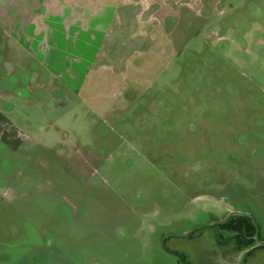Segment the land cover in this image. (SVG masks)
<instances>
[{"label":"rangeland","instance_id":"rangeland-1","mask_svg":"<svg viewBox=\"0 0 264 264\" xmlns=\"http://www.w3.org/2000/svg\"><path fill=\"white\" fill-rule=\"evenodd\" d=\"M145 1L0 0V264H176L221 195L264 240V0Z\"/></svg>","mask_w":264,"mask_h":264},{"label":"flooded vegetation","instance_id":"flooded-vegetation-1","mask_svg":"<svg viewBox=\"0 0 264 264\" xmlns=\"http://www.w3.org/2000/svg\"><path fill=\"white\" fill-rule=\"evenodd\" d=\"M214 185L221 190L226 189L223 183H215ZM226 191H230V189L228 188ZM219 198L222 202L219 211L224 213L221 218H210L180 234L165 233L160 236L158 242L160 250L173 256L176 264H194L196 257L192 253H196L197 258L200 255V260L208 258L214 264L229 263L230 256L240 254L233 264H245L248 257L264 247V244L261 243L264 240L261 238L259 229L251 214L232 210L224 195ZM231 212L234 213L230 214ZM208 225L214 227V229L210 231L207 239L203 238L204 235L200 232L193 239H189L188 244L181 245V243L170 241L172 237H190L199 228ZM211 241L213 245L208 246L210 250L205 251L206 247L202 243ZM197 260L199 261V258Z\"/></svg>","mask_w":264,"mask_h":264},{"label":"crops","instance_id":"crops-1","mask_svg":"<svg viewBox=\"0 0 264 264\" xmlns=\"http://www.w3.org/2000/svg\"><path fill=\"white\" fill-rule=\"evenodd\" d=\"M127 2L128 3H130L131 2V0H127ZM203 2H204V0H192L191 2H190V5L191 4H195V5H199V6H204L205 7V3L203 4ZM206 2H208V4L209 5H215L217 2H218V0H206ZM136 3H141V4H143V3H145L146 4V6H147V3H146V1L145 0H140V2H139V0H136ZM151 17V16H150ZM151 19H153L152 17H151ZM79 23H82L81 22V20H77ZM72 23V22H71ZM94 24L92 23V26H93ZM95 26V25H94ZM8 36V35H10V33H8V31H1L0 32V56H3V59H4V57H6V56H8V48H9V46H7L6 45V43H5V40H4V37L5 36ZM11 37V36H10Z\"/></svg>","mask_w":264,"mask_h":264},{"label":"water","instance_id":"water-1","mask_svg":"<svg viewBox=\"0 0 264 264\" xmlns=\"http://www.w3.org/2000/svg\"><path fill=\"white\" fill-rule=\"evenodd\" d=\"M232 213H234V212H231L230 214H232ZM261 243L264 244V242H261ZM89 264H99V263H89Z\"/></svg>","mask_w":264,"mask_h":264}]
</instances>
